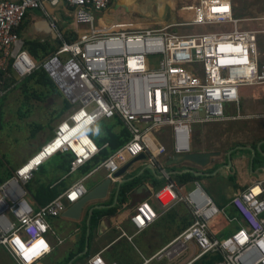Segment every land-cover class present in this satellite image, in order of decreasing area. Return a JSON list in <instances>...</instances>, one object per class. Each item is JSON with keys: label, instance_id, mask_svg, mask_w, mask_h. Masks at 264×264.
<instances>
[{"label": "built area", "instance_id": "2783aa9c", "mask_svg": "<svg viewBox=\"0 0 264 264\" xmlns=\"http://www.w3.org/2000/svg\"><path fill=\"white\" fill-rule=\"evenodd\" d=\"M63 4L72 12L78 27L73 32L78 38L67 43L58 23L52 21L50 30L61 46L37 65L18 32L29 12L43 11L49 18L45 8L58 10ZM110 6L111 0H0V73L23 80L41 68L62 99L75 108L46 146L70 125L83 122L88 134L100 122L119 118L130 139L100 165L114 176L123 163L140 155L151 161L164 157L163 139L172 157L191 153L194 126L240 117V89L264 86V64L258 60L259 34L240 27L231 0H196L188 24L213 25L217 31L187 36L170 33L167 27H126L98 33L94 13ZM4 96L0 87V100ZM91 140L55 154L73 156L70 176L109 146L100 147ZM37 169L23 176L18 169L0 183V248L16 264H37L50 254V220L61 217L89 191L85 177L47 205L35 207L27 199L25 185ZM154 198L163 209L161 213L185 203L193 220L151 260L178 259L191 251L182 264H195L214 254L221 256L215 264H264V180L234 193L223 208L217 207L199 182L186 195L168 182ZM159 216L151 204L141 202L131 218L135 232L146 230ZM217 217L234 226L225 237L210 231L209 224ZM89 264L117 263L98 254Z\"/></svg>", "mask_w": 264, "mask_h": 264}, {"label": "crops", "instance_id": "0c3cea01", "mask_svg": "<svg viewBox=\"0 0 264 264\" xmlns=\"http://www.w3.org/2000/svg\"><path fill=\"white\" fill-rule=\"evenodd\" d=\"M7 1L19 2L21 0ZM45 9L50 15L49 18L45 16L43 11H31L28 13L25 23L19 30V37L23 41H25L24 38L37 40L42 37L41 35L49 33L55 40L49 25L52 21H55L58 25H63V28L69 27V23L65 21L66 18L63 15L64 11L70 12L68 16L72 18V29L78 30L71 10L64 6V4L58 10L50 7H46ZM30 26L33 27L34 31L30 30ZM39 26H42V29ZM63 28L60 27L61 30ZM114 130L116 133H119L122 127L116 126ZM51 137L53 136H50L48 140L40 142L41 146L36 145L29 152L25 160L27 162L24 165L41 152V147L51 140ZM166 142L163 139L162 143L166 144L167 150L164 157L151 161L144 156V158L136 161L125 162L122 164L121 169L128 164L130 165L118 177H115V175L109 176L106 169L100 168L103 161L93 169L87 170L92 165L90 163H93L91 161L78 173L71 176L69 173L64 174L54 171L52 165L54 163L51 162V158L44 161L37 171L33 173L32 177V180L35 177H39V183L35 182V179L32 182L34 184L30 186V191H27V199L35 207L47 205L73 183L83 180L85 177H87L85 184L89 190L107 178L111 179L112 183L104 199L89 201L83 207L79 220L66 218L63 215L50 220L53 230L49 233L48 239L52 246V252L37 264H89L90 260L98 254L106 261L116 262L117 264H153L151 260L152 256L177 236L176 232L168 234L170 230L174 229V224L164 218L165 213L170 210L189 209L185 203L177 204L162 213V215L160 213L158 217L160 220L159 224L155 227L156 231L153 225L158 219L146 230L140 233L135 232L131 218L135 213L137 205L141 202H148L155 210H163L155 200L154 195L162 188V180H167L170 177L166 168H174L177 172L184 170L183 173L196 171L200 175H205V179L202 181L206 189H204L205 192L216 204L223 207L227 205L234 193L244 189L256 180H264V166H261L263 164L255 169L251 163L245 161L246 159L244 154H242L241 148L231 150V154L229 153L225 156L226 159L224 160L226 162L222 161V158H220L221 154L218 153L219 156L216 158H218L219 163L214 164L212 159L211 164L205 169H198L191 164L187 166V163L179 164L175 167H167L166 163L172 159V156L169 153L168 143ZM107 143L105 142L101 146ZM191 152L208 153L205 150L194 149L192 146ZM231 158H233V161ZM134 179H139L136 181L135 186L126 191L125 195L121 194L123 184L128 180ZM209 182L220 183L218 184V189L209 186ZM40 185H49V189L52 188L51 190L58 192V194L54 198L48 194L47 197L39 199L37 192ZM194 187L195 183L194 186L189 183L175 186L176 191L181 195L188 194ZM57 188L61 190L57 191ZM55 192L51 194L53 195ZM157 228L160 232H157ZM210 231L212 233V230ZM213 235L217 236L216 234ZM0 264H16L2 248H0ZM167 264L172 263L168 262Z\"/></svg>", "mask_w": 264, "mask_h": 264}, {"label": "rangeland", "instance_id": "374dc122", "mask_svg": "<svg viewBox=\"0 0 264 264\" xmlns=\"http://www.w3.org/2000/svg\"><path fill=\"white\" fill-rule=\"evenodd\" d=\"M195 2L196 0H114L106 11L94 13V28L98 33H108L117 28L126 27L151 29L167 27L170 33L179 36L217 31V28L213 25L197 27L188 24L190 18H192L190 7ZM231 2L235 18L240 20V27L242 29L255 30L259 34L258 60L260 64H264V0H231ZM69 13L65 11L63 13L66 18L65 21L69 23V27L64 33L67 41L68 39H74L72 33L73 22L72 18L68 16ZM60 27L63 28V25ZM39 28L42 29V26H39ZM218 29H221V27H218ZM30 30L34 31L33 27L30 26ZM87 30L91 31V27L87 26ZM41 36L37 40L23 37L26 43L39 42L47 47V50L43 54L39 53L37 55H49L48 57L43 58L42 56L40 61L33 59L37 65L43 64L51 55H55L59 46L50 33ZM36 80L28 82L26 84L27 87H24L23 83L18 85L4 99L0 107L3 116L2 128L0 130V174L8 172L13 176L27 162L25 160L29 152L36 145L41 146L40 142L48 140L50 136H53L57 128L63 122L69 120L75 109L70 107L67 111L62 112L64 100L60 95L42 98L41 95L47 94L49 89L36 85ZM24 90L27 91V94L24 93ZM239 107L241 109V116L233 120L220 124L194 126L191 133V146L194 149L205 150L208 153H220V158L225 162V156L231 150L241 148L242 154H244L246 159L245 161L251 163L256 169L261 164H263L261 166H264V150H262V147L259 149L260 146L264 145V86L240 89ZM107 124H110V121H102L94 127L98 138H101L104 134ZM258 153L261 155L260 164H257L255 160ZM67 156H71L70 159H73L70 153ZM217 159H213L214 164L219 163ZM52 160L51 162H54ZM231 160L233 161V158ZM91 164L93 165L94 163ZM186 165L188 166V164ZM35 179L38 180L40 178L35 177ZM34 180L28 182L27 187L30 188L34 184H32ZM202 181H199V183L205 189ZM194 183L196 182L189 184L194 186ZM208 184L218 189V184L220 183L209 182ZM59 190L61 189L59 188L57 191ZM216 205L223 207L219 204ZM157 211L158 213L162 212V210ZM178 211H184L190 220H193L189 209ZM159 221L158 219L153 225L155 231V227L159 224ZM178 222L177 220L174 229L170 230L168 234L176 232ZM209 228L218 237H225L233 231L234 226L223 222L220 217H217L209 224ZM157 232H160L158 228ZM191 254L192 252L188 251L178 259H153L152 262L153 264H167L168 262L182 264Z\"/></svg>", "mask_w": 264, "mask_h": 264}, {"label": "trees", "instance_id": "16d2710c", "mask_svg": "<svg viewBox=\"0 0 264 264\" xmlns=\"http://www.w3.org/2000/svg\"><path fill=\"white\" fill-rule=\"evenodd\" d=\"M113 1L114 0H111V4ZM67 28L68 27H66L65 29H62V30L60 29V30L64 34L66 32ZM72 33H73L74 39L73 40L68 39V41H67V39L65 38L67 43L77 40L78 35L74 32H72ZM58 45H59L58 46V48H59L61 46V43L58 42ZM25 48H26L27 52L30 54V56L35 61H40L42 56H43V58H46L49 56V55H37L39 53L43 54L47 50V47L45 45L40 44L39 42H34V43H26L25 42ZM57 52H58V49H57ZM31 53H32V55H31ZM51 56H53V55H51ZM32 80H36V85H38V86L40 85L44 88L49 89V92L47 94L41 95L42 98H46L47 96H53V95L58 96V95H60L58 93V91L56 90V88L54 87V85L50 82L48 77L45 75V72L41 68L39 70H37L36 72H34L30 77L25 78L23 80H18L17 78H14V77H8L7 75L0 73V87L5 93V96L3 97V99L0 100V107L3 104L4 99L12 91H14L18 87V85H21L23 83L25 85V86L24 85L23 86L27 87L26 84ZM24 93L27 94V91L24 90ZM68 109H70V106L64 101L62 112H65ZM2 117L3 116H2V113L0 111V130L2 128ZM104 121H110V124L106 125L105 130H104V134L102 135L101 138H98L97 134L95 133L94 127L88 131V135L90 136V138H92L95 141V143L98 146H101L105 142H108L109 147L102 150L95 158H93L92 161L94 164L91 165L89 168H87V170H91L94 167H96L102 161L107 159L117 149L122 147L130 139L129 132L124 127L122 121L119 118H115L113 120H104ZM116 126L122 127V130L119 133H116L114 130ZM262 150H264V145L262 146ZM70 157L71 156H67V154L66 155L57 154V155L53 156L51 158V160L54 159V160H52V161H54L53 162L54 163V165H53L54 171H56L57 173L60 172V173L68 174L70 171V164L72 161V159H70ZM255 160H256L257 164H260L259 162H261V155L259 153L256 155ZM0 167H1V165H0ZM166 170L169 173L170 177L168 180H162V184H161L162 187L164 186V184H167L168 182L173 183L174 186H176V185L181 186V185H185L188 183L199 182V181H202L205 179V177H204L205 175L204 176L203 175H196V174H199L196 171H192V172L189 171V172L183 173L184 170H180L179 172H177L174 170V168H166ZM11 177H12V175L8 172H4V174H0V183L4 182L5 180L10 179ZM137 180H139V179L126 181L122 186L121 194L125 195L126 191L130 190L132 187L135 186V183ZM39 181L40 180H36L35 182L39 183ZM28 184H26L25 188L27 191H30V188L27 187ZM51 189H49V185H40L39 190L37 192V197H39V199L45 198L49 194V196H52L54 198L56 196V194H58V192H55L54 190H51ZM51 191L55 192V194L52 195ZM218 208H223V207H218ZM231 214H232V212H231ZM164 218H166V220L171 221V223H173L174 225H175L177 220L179 221L177 226H176V233L184 230L192 222V220H190L189 216L184 211L180 212L178 210L168 211L167 213H165ZM220 218H221V220H223L222 217H220ZM223 222H225V221L223 220ZM220 260H221V256L219 254L206 255V256L202 257L201 259H199L195 264H215L216 262H218Z\"/></svg>", "mask_w": 264, "mask_h": 264}, {"label": "water", "instance_id": "95a60500", "mask_svg": "<svg viewBox=\"0 0 264 264\" xmlns=\"http://www.w3.org/2000/svg\"><path fill=\"white\" fill-rule=\"evenodd\" d=\"M218 153H194L191 152L187 155L182 156H174L170 161L166 163L167 167H175L179 164H191L195 166L198 169H205L210 164L212 159L218 157ZM144 158L143 155H140L137 157L134 161ZM130 164L120 169L118 173L115 174V177L121 176L129 167ZM189 172V171H187ZM200 175V174H196ZM112 183V180L107 178L106 180H103L101 183H99L96 187L90 189L87 193V195L81 199L79 202L73 204L69 209L66 210V212L63 214L64 217L79 220L81 217L82 209L83 207L92 200H100L104 199L109 191V187Z\"/></svg>", "mask_w": 264, "mask_h": 264}, {"label": "bare ground", "instance_id": "6f19581e", "mask_svg": "<svg viewBox=\"0 0 264 264\" xmlns=\"http://www.w3.org/2000/svg\"><path fill=\"white\" fill-rule=\"evenodd\" d=\"M151 29V28H150ZM92 142L91 138L86 132L85 124L83 122H79L77 125H70L67 130H64L61 137L53 142V144H49L44 147L43 150L36 155L33 159H31L26 165L21 167L19 171H21V176L30 175L35 169H37L45 159H49L54 156L59 149L64 147L77 149V145L85 146ZM85 149V148H84ZM82 156V150L79 151Z\"/></svg>", "mask_w": 264, "mask_h": 264}]
</instances>
